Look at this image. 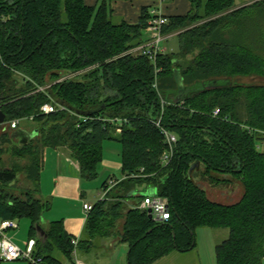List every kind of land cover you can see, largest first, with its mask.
Wrapping results in <instances>:
<instances>
[{
  "label": "trees",
  "instance_id": "1",
  "mask_svg": "<svg viewBox=\"0 0 264 264\" xmlns=\"http://www.w3.org/2000/svg\"><path fill=\"white\" fill-rule=\"evenodd\" d=\"M188 1L191 12L163 27V35L177 37L178 50H165L153 62L131 53L147 40L152 15L146 8L138 23L116 24L109 0L96 6L0 0V110L8 122L33 119L38 131L27 144L12 132L0 135V218L31 222L30 239L44 264L73 260L75 238L63 221L43 225L51 209L41 197L45 153L66 150L80 177L93 181L105 141L122 145L123 179L93 206L80 252L116 235L128 247L127 264H155L195 249L199 228L226 229L217 264H264V1L240 8L235 0ZM248 78L254 80L244 84ZM197 86L202 90H191ZM162 98L169 103L162 125L177 137L167 166L164 138L153 123ZM45 104L58 111L42 114ZM115 119L126 122L119 128L110 123ZM202 165L203 180L213 187L240 184V200L210 199L194 178ZM21 175L24 188L17 187ZM141 187L168 200L169 221L157 223L140 209L144 197L131 195Z\"/></svg>",
  "mask_w": 264,
  "mask_h": 264
},
{
  "label": "crops",
  "instance_id": "2",
  "mask_svg": "<svg viewBox=\"0 0 264 264\" xmlns=\"http://www.w3.org/2000/svg\"><path fill=\"white\" fill-rule=\"evenodd\" d=\"M100 1L101 0H85V3L88 6H96ZM109 2L112 9V16L115 18L120 17V19L129 24L138 23L142 10L145 8L149 11L150 14L153 12H156L157 14L159 13L167 20L169 18L187 16L192 9L191 3L188 0H173L171 1V3H166V1L163 0H109ZM246 4L248 5L250 3H245L242 6H245ZM146 38H149L147 33ZM171 39H177V37L175 35H172V37L166 40L168 48L166 49L167 51L170 50L171 52H175L177 46L175 45V48H172L173 45L169 41ZM19 130L31 133L35 129L34 127L28 129L22 128L20 126L15 131ZM15 131H12V134ZM105 143L103 144V147L105 146ZM119 151L122 152V148ZM56 153L57 160H53L52 163L53 171H55L56 173L55 186L53 190H50V192L45 194L42 193L41 187L42 199L45 202L51 204V209L45 214V220L43 225L45 226V228H48L51 222L63 221L66 231L71 236L79 238L81 240L85 235L84 231L88 219V215L84 211L83 206L84 204L94 206L97 202L100 201L98 200L97 202L95 201L91 203L88 199V195L92 194L94 190H97L99 196L98 198H100V196H102V189L104 183H106L112 178L115 180L118 179L113 175H109V177L102 183L100 188H98V184H87L80 177L78 164L71 159L69 153L64 149L56 151ZM104 159L105 157L103 154L102 164L105 167L103 170L105 172L104 175H106L110 170L107 169L112 168L113 166L111 162ZM116 166L117 165L115 164L114 167ZM122 179L123 174L121 175L120 180ZM155 193V189L153 188L141 187L136 189L133 194H142V196L147 197L153 196ZM129 204L130 206L135 205L134 202H129ZM46 215H50V217L47 218ZM112 237L114 236L107 238H97L93 240V245L89 251H78V260L81 261L83 264H96L95 262L91 261L92 252H94L93 250H96V247H98L99 251L112 250L114 252H118L117 250L119 249V255L121 252H126L128 250V247L126 245L121 246L120 238H118V236L114 239H112ZM62 261L64 264H74L75 258L73 257V260H67L63 258ZM19 262L20 261H18V263Z\"/></svg>",
  "mask_w": 264,
  "mask_h": 264
},
{
  "label": "rangeland",
  "instance_id": "3",
  "mask_svg": "<svg viewBox=\"0 0 264 264\" xmlns=\"http://www.w3.org/2000/svg\"><path fill=\"white\" fill-rule=\"evenodd\" d=\"M264 0H235V4L237 8L244 7L245 3H250L248 5L254 4L256 2H260ZM166 3H171L167 2ZM247 6V4L245 5ZM113 21L118 24L121 23L123 20L120 19V17L115 18L113 17ZM172 35H164V41L161 42L160 47L164 50L167 48V41ZM171 44L173 45L172 48H175V45L178 47V41L177 39H171L169 40ZM177 47L175 49V52L177 51ZM168 49V48H167ZM166 49V50H167ZM165 51V50H164ZM170 51V50H169ZM253 78L243 79L244 84H250L251 81H253ZM259 83L260 80H256ZM200 88V89H199ZM191 90L201 91L202 87H193ZM22 128H36L37 123H33L31 121H24L21 123ZM3 133L0 129V135ZM105 146L103 147V154L105 159L112 163V168H108L109 172L104 175V165L101 164L99 169V176L97 179L93 181H86L87 184H98V188L102 185V183L109 177V175H113L117 177V179L121 178L122 175V152L119 150L122 148V145L119 142L115 141H105ZM14 144V143H13ZM12 146V145H11ZM261 151H264V147H261ZM9 154V153H8ZM10 155H8L9 157ZM5 160L8 161L7 156H5ZM53 160H57V153L54 150H49L45 154V170L42 174L41 179V187H42V193H48L50 190H53L56 182V173L53 171ZM115 164L117 165L116 167ZM119 164V165H118ZM204 166L202 165L199 171L195 172L194 178L199 183L200 181H203L204 183H201L204 187V189L208 192V196L210 199L217 201L221 204H233L240 200L243 194V190L240 184H237L235 180L231 182H220L216 184V187H213L211 184V181L209 178L204 179L203 171ZM21 181L18 184V188H24L26 186V178L21 175L20 177ZM214 184V183H213ZM43 194V195H44ZM98 192L97 190H94L92 194L88 195L89 201L97 202L101 199L98 198ZM58 212V211H56ZM60 212V211H59ZM47 213V212H46ZM46 217H50V215H46ZM124 224V220L120 221L117 224L116 231L119 232ZM19 230L10 232V237L13 239V242L22 250H26L27 243L30 240V228H31V222L28 219H23L21 221H18ZM196 248L193 250H190L188 252H179L175 251L169 256L163 258L162 260L156 262L155 264H217V255H216V247L217 245L221 244L229 237V231L226 229H210V228H199L196 230ZM112 237V239H114ZM121 246H125L122 243H120ZM91 255V261L95 262L96 264H127V255L128 250L126 252H121L119 255V249L118 252H114L112 250H101L99 251L98 247H96V250H93ZM97 252V253H95ZM119 255V256H117ZM63 258H61L62 260ZM28 264L26 261H20L19 263H1V264Z\"/></svg>",
  "mask_w": 264,
  "mask_h": 264
},
{
  "label": "built area",
  "instance_id": "4",
  "mask_svg": "<svg viewBox=\"0 0 264 264\" xmlns=\"http://www.w3.org/2000/svg\"><path fill=\"white\" fill-rule=\"evenodd\" d=\"M164 1V0H163ZM152 19L149 22V28L147 31L148 39L139 47L131 51L133 54H139L145 57H149L150 60L156 62L158 55L164 53V50L160 47L162 41H164L163 27L167 25L168 20L163 17L161 14L156 12L151 13ZM157 88V85H155ZM39 91L44 92V89ZM169 103L163 98L161 99L162 110L158 117L153 121L154 125L161 131V134L164 138V143L166 146V151L162 157V162L167 166L174 155V149L177 144V137L168 131L162 125V117L164 114L165 106ZM60 110H66L64 107H61ZM58 109L52 104H45L41 107L40 112L44 115H49L57 112ZM220 113L219 110L214 112V116H218ZM29 119L28 121H32ZM27 120H14L8 122L5 120L3 124L0 125L2 133H9L17 130L21 123ZM125 120H111L110 123L118 126L119 128L123 126ZM118 184L117 180L111 179L108 181L107 185L102 189V196L100 201L105 200L108 197L109 192ZM140 209L148 212L149 216L157 223H164L170 220L171 212L169 202L166 198L160 197L157 193L153 196L144 197L143 201L140 204ZM84 211L89 215L93 206L84 204ZM19 229L18 222L15 220H3L0 218V264L1 263H12L18 261H26L28 264H44L43 259L35 255V246L36 241L30 239L27 243L26 250L19 248L10 237V232L16 231ZM80 239L73 238L72 245L74 247L73 257L75 258V264H83L78 260V246Z\"/></svg>",
  "mask_w": 264,
  "mask_h": 264
},
{
  "label": "water",
  "instance_id": "5",
  "mask_svg": "<svg viewBox=\"0 0 264 264\" xmlns=\"http://www.w3.org/2000/svg\"><path fill=\"white\" fill-rule=\"evenodd\" d=\"M179 84L181 85V79L179 78ZM181 87V86H180ZM181 94H179L178 96H176L174 99H173V102L175 104H179L181 101H182V94H183V91L180 90ZM6 120V115L3 113L2 110H0V125L3 124ZM38 135V131L37 130H34L33 132L31 133H28V132H24V131H15L13 133V138L15 140H19L21 142V144H27L29 141H31L32 139H34L36 136ZM198 167V165H195L191 168L190 170V173H192L196 168ZM131 197H134V198H141V197H145V196H142V194H132ZM36 230H37V235L46 240L47 239V234L44 230V228L42 226H37L36 227ZM174 238H175V234H174Z\"/></svg>",
  "mask_w": 264,
  "mask_h": 264
}]
</instances>
